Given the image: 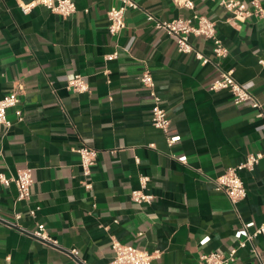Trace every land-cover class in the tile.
Listing matches in <instances>:
<instances>
[{
    "label": "crops",
    "instance_id": "1",
    "mask_svg": "<svg viewBox=\"0 0 264 264\" xmlns=\"http://www.w3.org/2000/svg\"><path fill=\"white\" fill-rule=\"evenodd\" d=\"M19 1L32 0H0V98L16 91L19 100L6 111L11 126L0 125V173L29 168L33 183L27 202L17 200L13 184H0V264H107L112 241L145 250L152 264H196L203 253L238 248L244 225L264 221V158L240 172L246 197L235 204L213 182L264 151L262 121L208 85L218 68L232 71L264 112V16L238 21L219 0H191L228 50L217 68L178 53L146 19L191 16L172 0H135L117 36L107 32L114 0H74L68 17L41 6L23 14ZM191 42L215 62L208 42ZM145 71L168 113V135L180 137L172 147L151 125L152 97L138 79ZM70 75H80L88 90L69 89ZM82 146L96 151L88 176L74 151ZM141 176L150 204L130 197ZM38 225L52 243L35 236ZM261 263L264 240L256 237L232 264Z\"/></svg>",
    "mask_w": 264,
    "mask_h": 264
},
{
    "label": "built area",
    "instance_id": "2",
    "mask_svg": "<svg viewBox=\"0 0 264 264\" xmlns=\"http://www.w3.org/2000/svg\"><path fill=\"white\" fill-rule=\"evenodd\" d=\"M114 2L118 4L111 6L106 12L108 21L107 32L110 36H117L124 28L125 11L127 9L137 8L135 0H114ZM172 2L177 7L190 10L192 12L191 16L179 17L171 21H162L146 13V19L152 21L155 29L164 32L165 35L172 40L178 53L192 55L194 59L203 66L213 64L218 68L216 61L226 57L228 50L217 36L214 22L198 14L191 0H172ZM250 3L251 7L240 0H219V5L238 21H242L251 16H264V8L260 5L259 0H251ZM17 6L23 14H28L37 6H41L62 17H68L75 12L74 0H32L27 3L19 1ZM191 38H201L210 44L211 54L215 59L214 63L209 57L193 46ZM114 57H116V53L106 58L111 59ZM258 64L264 67V59H259ZM138 79L144 87L149 89L152 97V105L149 111L151 125L165 135L167 146L172 147L179 142L180 137L177 135H168L170 119L167 111L161 106L160 99L154 92L152 76L148 71H145ZM67 86L77 93L86 92L88 90L87 84L80 75H70L67 78ZM208 90L212 92L226 90L229 92L234 105L245 106L255 111L256 117L262 121L260 130L264 133V112L262 104L254 94L235 81L232 71H224L218 68V76L208 85ZM18 103L19 100L16 91L7 93L0 98V125L4 127L11 126V123L6 119V111L9 108L15 107ZM16 115L18 116L17 119L20 121L22 119L21 112L17 111ZM74 151L79 157L83 175L88 176L91 167L95 164L96 151L86 146L79 147ZM262 158H264V151L248 154L242 163L226 169L214 179V190L226 195L232 204L243 200L246 197V189L240 178V172H252ZM176 160L185 163L186 157H176ZM139 180L141 188L131 191V200L137 204H150L153 197L143 191L148 179L141 176ZM32 183L31 171L29 168L18 171L14 177H6L0 173V184L6 187L13 184L16 189L18 201L27 202L30 200ZM86 187L89 188V185H86ZM33 213L34 211H30V214L33 215ZM16 218L18 219L19 215H17ZM248 228H253V231L247 232ZM244 230V236L243 239L239 241L238 248L232 249L227 255L218 252L203 253L199 256L196 264H232L235 261L237 249L252 245V241L256 237H260L264 240V221L259 225H255L253 222L246 223L244 225ZM34 234L37 238L52 243L46 236L43 225H38L37 231ZM111 249L113 256L107 264H152V255L137 247L122 244L118 241H112ZM69 253L75 256L76 249L70 250ZM73 264L79 263L74 261Z\"/></svg>",
    "mask_w": 264,
    "mask_h": 264
}]
</instances>
